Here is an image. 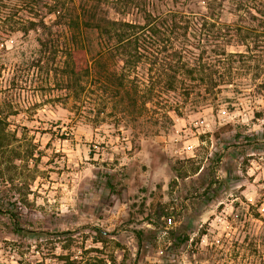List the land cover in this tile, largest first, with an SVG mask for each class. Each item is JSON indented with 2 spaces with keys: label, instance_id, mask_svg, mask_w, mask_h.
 Wrapping results in <instances>:
<instances>
[{
  "label": "rangeland",
  "instance_id": "rangeland-1",
  "mask_svg": "<svg viewBox=\"0 0 264 264\" xmlns=\"http://www.w3.org/2000/svg\"><path fill=\"white\" fill-rule=\"evenodd\" d=\"M21 2L0 0V189L44 233L0 221V264H264V0L224 2L258 61L234 58L220 92L164 91L140 112L73 89Z\"/></svg>",
  "mask_w": 264,
  "mask_h": 264
},
{
  "label": "trees",
  "instance_id": "trees-1",
  "mask_svg": "<svg viewBox=\"0 0 264 264\" xmlns=\"http://www.w3.org/2000/svg\"><path fill=\"white\" fill-rule=\"evenodd\" d=\"M17 1L26 10L37 7V20L27 18L24 30L40 31L43 52L52 48L63 54L73 89L95 87L101 101L114 102L112 110L140 112L164 91L179 90L183 96L220 92L219 86L231 80L234 58L244 65L255 59L242 26L234 33L226 18L224 2L229 0ZM231 1L233 9L251 12L247 0ZM235 36L244 44L241 51L227 48ZM3 130L0 148L5 146ZM21 215L0 189L4 226L20 237L37 239L44 233L22 226Z\"/></svg>",
  "mask_w": 264,
  "mask_h": 264
}]
</instances>
